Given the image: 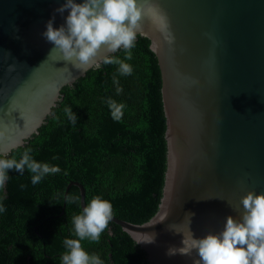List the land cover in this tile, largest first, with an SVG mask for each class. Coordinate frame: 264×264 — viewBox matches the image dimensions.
<instances>
[{"label":"water","instance_id":"95a60500","mask_svg":"<svg viewBox=\"0 0 264 264\" xmlns=\"http://www.w3.org/2000/svg\"><path fill=\"white\" fill-rule=\"evenodd\" d=\"M82 2V0H77ZM167 17L174 43L163 40L146 15L138 36L162 43L156 55L166 117L167 169L157 213L144 224L112 216L146 253L149 264H195L191 255L168 257L182 234H219L248 192L264 193V0H140ZM64 0H0V159L24 147L73 86L81 70L58 56L41 35ZM54 27L64 18L56 13ZM65 16L67 13L64 14ZM19 32L16 33V29ZM20 39H16L15 36ZM10 53V55H9ZM43 63V64H42ZM15 70L8 72L9 65ZM81 192L79 182L69 183ZM189 213H195L188 218ZM169 226H173L171 229ZM153 243H147L152 239Z\"/></svg>","mask_w":264,"mask_h":264},{"label":"trees","instance_id":"16d2710c","mask_svg":"<svg viewBox=\"0 0 264 264\" xmlns=\"http://www.w3.org/2000/svg\"><path fill=\"white\" fill-rule=\"evenodd\" d=\"M150 45L148 38L138 36L131 60L122 48L111 55L132 67L130 75H121L118 65L102 63L63 88L62 100L39 134L2 157L19 160L31 149L34 160L61 169L36 185L27 169L23 175L8 170L0 188V205L6 209L0 212V228H5L9 243L0 247L5 251L15 247L11 256L16 259L10 264H61L63 241L78 239L71 219L82 213L80 202L70 204L67 199L78 196L81 201L78 187L72 186L65 197L71 182L84 186L86 206L99 196L112 204V216L121 220L144 224L157 213L167 169V126L161 71ZM117 87L122 89L119 94ZM108 98L124 106L120 121L112 119ZM66 107L76 115V123L68 119ZM35 225L41 226L44 238L36 235V243L23 241L26 228ZM81 244L102 264H149L139 245L112 222L99 241L86 239Z\"/></svg>","mask_w":264,"mask_h":264},{"label":"clouds","instance_id":"9594fccd","mask_svg":"<svg viewBox=\"0 0 264 264\" xmlns=\"http://www.w3.org/2000/svg\"><path fill=\"white\" fill-rule=\"evenodd\" d=\"M56 13L64 18V23L59 28L54 27ZM146 15L150 16L163 40L169 45L173 44L174 36L169 29L166 15L159 9L145 10L140 0H64L54 10L52 19L46 22V30L41 33L53 45L48 59L58 56L75 68L85 70L96 64V57L102 48H105L106 53H115L122 48L126 52V59L131 60L130 50L134 47L137 31ZM18 32L17 28L16 33ZM15 38L20 39L18 35ZM161 43L159 39L153 40L152 50L156 51ZM103 63L118 65L121 75H130L133 71L128 63L107 54ZM14 70L15 64L9 65L8 72ZM114 83L118 85L119 81L114 78ZM116 91L119 94L122 89L117 87ZM106 103L112 119L120 121L124 106L112 98H108ZM64 112L72 123H76L77 117L71 108L66 107ZM4 135L5 131L0 127V138ZM30 152L31 149L25 151L19 160L0 159V188L8 179V170H15L23 175L27 169L32 174L33 185L38 184L45 176L61 171L58 166L37 162ZM67 199L70 204L80 202L78 196H69ZM239 203L243 206L240 219L227 216L224 228L219 234L210 232L197 238L191 230L176 232L173 226H169L176 233L182 234L183 238L181 246L169 247L166 255L187 256L195 252L199 257L195 264H264V193L250 191ZM5 210L0 205V212ZM112 215V204L99 196L92 198L82 213L74 215L71 223L73 234L78 239L63 241L66 251L61 257V264H102L98 256L90 255L82 247L81 241H99L101 234L108 228ZM194 215L195 213H189L187 217L191 220ZM155 236L153 233L152 239L147 243H153Z\"/></svg>","mask_w":264,"mask_h":264},{"label":"flooded vegetation","instance_id":"af4514ba","mask_svg":"<svg viewBox=\"0 0 264 264\" xmlns=\"http://www.w3.org/2000/svg\"><path fill=\"white\" fill-rule=\"evenodd\" d=\"M52 218V217H50ZM49 220V218L47 219ZM41 226L39 225H35L31 228V226H29L28 228H26V230L24 231V237H22L23 241H30L32 240V243H36V235H40L41 238H44L42 232L40 231ZM19 230H22V228H20ZM3 232V233H1ZM6 239V240H5ZM4 242H8V238H7V234L5 231V228H0V246L4 243ZM9 243V242H8ZM18 248V246H17ZM15 249V247H12L9 251L8 249L5 251L3 249H1L0 247V264H10L13 260L16 259L15 256H11V252H13V250Z\"/></svg>","mask_w":264,"mask_h":264}]
</instances>
